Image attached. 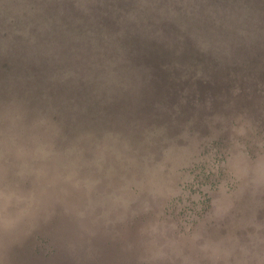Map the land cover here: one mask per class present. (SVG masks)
Listing matches in <instances>:
<instances>
[{
	"label": "rangeland",
	"instance_id": "obj_1",
	"mask_svg": "<svg viewBox=\"0 0 264 264\" xmlns=\"http://www.w3.org/2000/svg\"><path fill=\"white\" fill-rule=\"evenodd\" d=\"M0 181V264H264V0H0Z\"/></svg>",
	"mask_w": 264,
	"mask_h": 264
},
{
	"label": "clouds",
	"instance_id": "obj_2",
	"mask_svg": "<svg viewBox=\"0 0 264 264\" xmlns=\"http://www.w3.org/2000/svg\"><path fill=\"white\" fill-rule=\"evenodd\" d=\"M24 149L17 150V157L23 158ZM36 158H46L49 153L42 142H38L33 153ZM25 169L20 168L18 175L23 176ZM35 195L20 191L17 187L0 181V233L13 231L21 222L31 215Z\"/></svg>",
	"mask_w": 264,
	"mask_h": 264
}]
</instances>
